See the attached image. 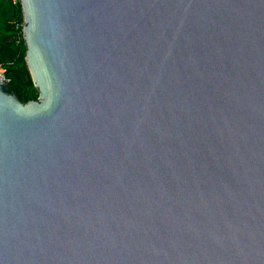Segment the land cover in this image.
<instances>
[{"label": "water", "instance_id": "1", "mask_svg": "<svg viewBox=\"0 0 264 264\" xmlns=\"http://www.w3.org/2000/svg\"><path fill=\"white\" fill-rule=\"evenodd\" d=\"M19 2L0 264H264V0Z\"/></svg>", "mask_w": 264, "mask_h": 264}, {"label": "trees", "instance_id": "2", "mask_svg": "<svg viewBox=\"0 0 264 264\" xmlns=\"http://www.w3.org/2000/svg\"><path fill=\"white\" fill-rule=\"evenodd\" d=\"M22 26L19 0H0V68L8 80L12 94H15L22 104H27L37 100L38 92L24 60Z\"/></svg>", "mask_w": 264, "mask_h": 264}, {"label": "built area", "instance_id": "3", "mask_svg": "<svg viewBox=\"0 0 264 264\" xmlns=\"http://www.w3.org/2000/svg\"><path fill=\"white\" fill-rule=\"evenodd\" d=\"M22 32V31H21ZM22 34V33H21ZM23 39V38H22ZM16 43H19V39H17ZM0 83L8 84V80L5 78L2 69L0 68Z\"/></svg>", "mask_w": 264, "mask_h": 264}]
</instances>
